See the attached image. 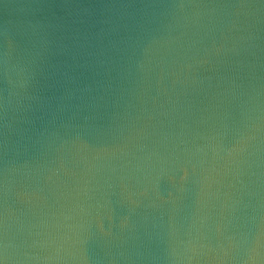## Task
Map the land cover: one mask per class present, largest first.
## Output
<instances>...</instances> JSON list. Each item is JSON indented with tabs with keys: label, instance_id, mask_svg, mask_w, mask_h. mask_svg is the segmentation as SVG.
I'll return each mask as SVG.
<instances>
[{
	"label": "water",
	"instance_id": "obj_1",
	"mask_svg": "<svg viewBox=\"0 0 264 264\" xmlns=\"http://www.w3.org/2000/svg\"><path fill=\"white\" fill-rule=\"evenodd\" d=\"M4 264H264V0H0Z\"/></svg>",
	"mask_w": 264,
	"mask_h": 264
},
{
	"label": "snow or ice",
	"instance_id": "obj_2",
	"mask_svg": "<svg viewBox=\"0 0 264 264\" xmlns=\"http://www.w3.org/2000/svg\"><path fill=\"white\" fill-rule=\"evenodd\" d=\"M0 264H4V261H3V259H0Z\"/></svg>",
	"mask_w": 264,
	"mask_h": 264
}]
</instances>
